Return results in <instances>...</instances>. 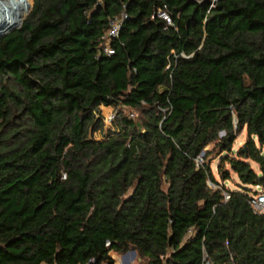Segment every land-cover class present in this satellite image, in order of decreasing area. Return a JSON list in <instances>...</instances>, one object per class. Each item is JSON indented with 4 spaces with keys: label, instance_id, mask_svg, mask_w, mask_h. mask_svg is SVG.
Instances as JSON below:
<instances>
[{
    "label": "trees",
    "instance_id": "obj_1",
    "mask_svg": "<svg viewBox=\"0 0 264 264\" xmlns=\"http://www.w3.org/2000/svg\"><path fill=\"white\" fill-rule=\"evenodd\" d=\"M255 185L264 0H32L0 34V264H114L132 247L145 264H264Z\"/></svg>",
    "mask_w": 264,
    "mask_h": 264
},
{
    "label": "built area",
    "instance_id": "obj_2",
    "mask_svg": "<svg viewBox=\"0 0 264 264\" xmlns=\"http://www.w3.org/2000/svg\"><path fill=\"white\" fill-rule=\"evenodd\" d=\"M22 4V0H0V34H4L2 33V31L6 30V24L8 22V19L14 18V13L16 14L18 10H20ZM125 16V13H121L120 16H111L108 19L107 30L102 36V40L105 42V47L103 48V51L107 55L113 53V49L111 46L108 45V41L118 36L121 21L122 19H124ZM153 17L163 20L165 25H171V19L165 6L157 7V9L154 10ZM171 54L175 56L173 51H171ZM168 67L169 63L166 65V68ZM115 116L116 112L113 110L112 107H110L109 115L104 118L102 117L103 123L105 122L106 124L110 125L111 121L115 118ZM194 161L195 165H200L202 163L201 154L196 155L194 157ZM207 186L211 187L213 185L208 182ZM253 189L255 193L248 198L247 202L254 212L262 214L264 212V192H262L256 185L253 187ZM222 195L223 200H226L228 198L227 193L222 192ZM204 264H208V262L205 261Z\"/></svg>",
    "mask_w": 264,
    "mask_h": 264
},
{
    "label": "rangeland",
    "instance_id": "obj_3",
    "mask_svg": "<svg viewBox=\"0 0 264 264\" xmlns=\"http://www.w3.org/2000/svg\"><path fill=\"white\" fill-rule=\"evenodd\" d=\"M31 4H32V0H30V3L28 5L29 7L26 10V12H24L23 17H21L16 24H13L12 26L8 27L6 30L2 31V33H7L8 30H10L12 28L19 27L21 22H22V20L24 19V17L26 16L28 11L30 10ZM109 110H110V107H106V108L104 106L99 107V112L101 113V116L103 118L107 117L109 115ZM127 111L133 117L137 116V112H135L133 110H125V112H127ZM109 127H110V125L106 124L104 122V125H103L104 131H106ZM101 134H102L101 131L98 130V131L94 132L93 136L95 138L99 139V138H101ZM244 138H245V133H244V129H243L239 134H237V136L235 137L234 141L232 142L233 143L232 148H237L238 146L242 145ZM216 162H217V160H216L215 157L211 158L210 170H211L212 177H214L215 180H217L219 183H221V180L219 179V176H217V174L215 172V164H216ZM252 167L254 168V170H256V167L254 165H252ZM229 176L230 177L228 178V180L224 181V183H223L224 188H226V189H236L237 188L236 187V183H237L236 177L233 174H231V173H230ZM110 257H111L112 262L114 264H120V263L121 264H145V262H143V260L139 257V255L136 252V250H135V253L132 254V249L128 250L127 252H122V253H115V252L114 253H110Z\"/></svg>",
    "mask_w": 264,
    "mask_h": 264
},
{
    "label": "bare ground",
    "instance_id": "obj_4",
    "mask_svg": "<svg viewBox=\"0 0 264 264\" xmlns=\"http://www.w3.org/2000/svg\"><path fill=\"white\" fill-rule=\"evenodd\" d=\"M22 2H23V4L21 5L20 10H18V12L16 14L14 13V15H15L14 18L13 19H11V18L8 19V22L6 24V29L8 27L12 26L13 24H16L18 22V20L21 17H23L24 12H26V10L28 9V7H29L28 5L30 3V0H22Z\"/></svg>",
    "mask_w": 264,
    "mask_h": 264
},
{
    "label": "water",
    "instance_id": "obj_5",
    "mask_svg": "<svg viewBox=\"0 0 264 264\" xmlns=\"http://www.w3.org/2000/svg\"><path fill=\"white\" fill-rule=\"evenodd\" d=\"M131 249H132V254H134L135 253V247H132Z\"/></svg>",
    "mask_w": 264,
    "mask_h": 264
},
{
    "label": "crops",
    "instance_id": "obj_6",
    "mask_svg": "<svg viewBox=\"0 0 264 264\" xmlns=\"http://www.w3.org/2000/svg\"><path fill=\"white\" fill-rule=\"evenodd\" d=\"M106 108V107H105Z\"/></svg>",
    "mask_w": 264,
    "mask_h": 264
}]
</instances>
